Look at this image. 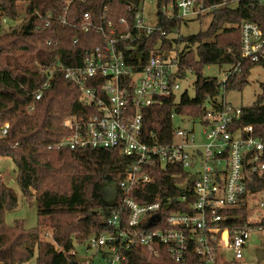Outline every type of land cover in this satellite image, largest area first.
<instances>
[{
	"label": "built area",
	"instance_id": "2783aa9c",
	"mask_svg": "<svg viewBox=\"0 0 264 264\" xmlns=\"http://www.w3.org/2000/svg\"><path fill=\"white\" fill-rule=\"evenodd\" d=\"M243 1L221 0L208 6L201 0H175L158 6L159 16L190 21L219 6L235 9ZM248 1L264 6V0ZM75 2L88 0H64V13L56 20L84 33H95L103 42L87 50L80 65L65 68V78L79 88L80 100L87 110L65 118V135L49 149H117L132 160L126 178L113 188L116 195L110 200L117 199L118 190L122 192L118 206L100 211L103 221L114 230L95 234L81 245L87 253H95L91 260L76 259L77 264H130L136 247H141L149 259L171 264H240L251 231L264 229L260 224L264 200L256 201L264 189L251 188L264 180V142L256 136L254 127L243 124L241 119L247 110L264 106V102L249 108L236 106L228 102L225 86H221L219 95L208 97L199 112L186 113L179 108L183 94L180 82L187 78L182 77L179 66V54L184 48L174 45L164 53L157 48L145 66H132L137 62L135 55L142 38L159 30V23H145L143 2L132 20H111L106 5L100 12L87 10L71 21ZM35 14L46 21V26L53 22L51 13ZM27 17L26 12L23 22ZM11 21L7 16L0 17V33L20 27L11 25ZM240 32L242 58L264 64L262 27L257 22L244 21ZM239 70L238 66L233 71H223L219 83L225 84ZM54 71L45 69L48 79L36 95L37 100L49 86ZM166 97L175 104L173 131L170 141L161 142L154 133H147L145 111L162 104ZM33 110L34 106L30 108ZM176 114L182 115V123L189 126L176 127ZM9 129V122L0 126V138L7 136ZM154 170L170 173L177 180L174 190L181 194L158 193L154 200L140 202L155 179ZM252 201L257 204L251 205ZM243 207L248 214L254 209L260 218L250 220L249 215L247 222H242L243 214L238 211ZM227 250L234 253L235 262L226 260ZM74 254L81 257L77 250Z\"/></svg>",
	"mask_w": 264,
	"mask_h": 264
},
{
	"label": "trees",
	"instance_id": "16d2710c",
	"mask_svg": "<svg viewBox=\"0 0 264 264\" xmlns=\"http://www.w3.org/2000/svg\"><path fill=\"white\" fill-rule=\"evenodd\" d=\"M158 6L175 0H157ZM208 6L221 0H201ZM64 0H0V17L14 20L20 17L26 7L28 19L20 27L0 33V126L10 123L4 138H0V155L12 158L17 167V182L24 197L37 200L38 224L27 229L23 221L9 226L7 211L18 206V195L0 173V264H26L37 252L36 264H77L78 260L91 258L74 254L77 245H84L88 239L101 233L113 231L103 221L101 210L116 207L122 199L118 190L116 200L105 197L107 188L118 186L126 178L132 160L117 149L69 148L49 149L66 130L63 122L70 115H80L87 108L80 100V90L65 78L64 70L80 65L90 48L101 45L103 38L95 33H84L78 28L61 24L56 17L64 13ZM143 0H88L75 2L69 19L85 11H101L109 6L108 18L132 20ZM51 13L54 16L50 26L35 12ZM211 16V23L205 31L184 37L180 34L181 19L168 20L160 14L159 30L142 38L135 69L145 66L149 56L158 48L164 53L174 45L184 46L179 54L182 77L189 72L196 74L195 95L188 91L181 95L179 108L186 113L199 112L204 101L216 98L221 86L228 92L242 91L248 83L255 64L241 56L240 25L244 21L257 22L264 30V6L245 0L235 8L219 6L205 15ZM177 34L178 38L173 35ZM77 39L75 44L74 40ZM136 61V60H135ZM264 67V64H262ZM207 66L227 67L233 71L225 84L218 77L205 76ZM45 69H55L49 86L43 90L40 100L36 95L48 79ZM261 97L264 98V84ZM34 106V110L30 108ZM175 104L169 97L162 104L145 111V128L154 133L161 142L170 141L173 131ZM196 111V112H195ZM242 123L252 125L255 134L264 142V106L247 110ZM155 179L143 192L140 202L154 200L156 194L167 196L177 182L170 173L154 170ZM253 189H264V180L257 181ZM242 222H247V208L240 211ZM261 225L264 226V217ZM48 227L53 241L41 239V231ZM130 264H171L158 259H149L141 247L134 250ZM235 264V263H224Z\"/></svg>",
	"mask_w": 264,
	"mask_h": 264
},
{
	"label": "rangeland",
	"instance_id": "374dc122",
	"mask_svg": "<svg viewBox=\"0 0 264 264\" xmlns=\"http://www.w3.org/2000/svg\"><path fill=\"white\" fill-rule=\"evenodd\" d=\"M144 21L148 25L157 26L159 23V8L157 0H144ZM20 19L11 21V25L20 26L24 19L26 18V7L21 9ZM211 16L206 15L202 19L190 20L188 23L182 24L180 34L184 37H188L201 31H205L210 23ZM183 49V45L180 46ZM227 67L220 66H207L204 70L205 76H221L223 71L227 70ZM196 80V74L189 72L186 79H182L181 84V93L188 91V93L193 97L195 95L194 83ZM264 84V67L263 65H255L251 69V74L248 78L247 85L243 88L242 91H230L227 95L228 102L242 107H253L258 105V103H263L264 98L261 97L262 94V85ZM179 94V95H180ZM177 96V101L180 99V96ZM183 116L176 114L174 118V125L176 127H188L189 124L182 123ZM0 173L3 175L5 182L12 186L17 195H18V206L6 213V222L9 226H13L17 221H23L27 229L35 228L38 224L37 216V200L34 198L32 202H29L23 195L18 182H17V167L12 158L7 156L0 155ZM116 195L115 189L107 188L105 191V197L107 199H112ZM264 200V192L257 197L256 201ZM257 202L252 201L251 205H256ZM250 220H257L260 218V214H256L254 209L249 213ZM41 239L44 241H53L52 231L48 227H45L41 231ZM79 256L91 258L95 253L94 251L86 252L85 246L76 247ZM264 252V229H254L251 231L247 244L243 249V258L240 261V264H264V256L259 258V251ZM36 257L26 264H36ZM225 258L228 262H235L234 253L230 250L225 251ZM236 264V263H235Z\"/></svg>",
	"mask_w": 264,
	"mask_h": 264
},
{
	"label": "water",
	"instance_id": "95a60500",
	"mask_svg": "<svg viewBox=\"0 0 264 264\" xmlns=\"http://www.w3.org/2000/svg\"><path fill=\"white\" fill-rule=\"evenodd\" d=\"M109 200H110V199H109ZM261 256H262V257L264 256V252L260 250V251H259V258H260Z\"/></svg>",
	"mask_w": 264,
	"mask_h": 264
},
{
	"label": "crops",
	"instance_id": "0c3cea01",
	"mask_svg": "<svg viewBox=\"0 0 264 264\" xmlns=\"http://www.w3.org/2000/svg\"><path fill=\"white\" fill-rule=\"evenodd\" d=\"M260 258H262V257H260Z\"/></svg>",
	"mask_w": 264,
	"mask_h": 264
},
{
	"label": "bare ground",
	"instance_id": "6f19581e",
	"mask_svg": "<svg viewBox=\"0 0 264 264\" xmlns=\"http://www.w3.org/2000/svg\"><path fill=\"white\" fill-rule=\"evenodd\" d=\"M262 257V256H261Z\"/></svg>",
	"mask_w": 264,
	"mask_h": 264
}]
</instances>
